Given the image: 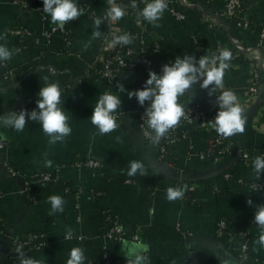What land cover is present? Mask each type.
Here are the masks:
<instances>
[{
  "label": "crops",
  "instance_id": "1",
  "mask_svg": "<svg viewBox=\"0 0 264 264\" xmlns=\"http://www.w3.org/2000/svg\"><path fill=\"white\" fill-rule=\"evenodd\" d=\"M185 1L189 7L176 6L184 16L181 22L166 10L159 27L142 20L147 24L142 44L133 40L129 45L117 46H129L134 57L142 49L157 74L164 63L174 62L185 53L198 60L199 51L193 46L192 37L200 38L205 50L216 45L230 50L232 56L225 71L224 88L237 95L247 123L242 134L224 137L231 148L222 158L210 154L200 158L210 135L194 125L184 128L181 133L188 140L178 142L169 160L163 163L156 160L153 150L136 131L134 114L142 106L135 97L129 99L127 95L129 91L142 89L147 78L144 66L138 64L122 71L112 85L86 77L101 46L109 45L113 36L132 29L128 11L117 22H103L100 31L104 37L94 39L93 23L104 15L107 0H75L84 14L66 24L65 36L53 35L47 47L38 36L54 24L39 7L38 0H26L25 6L18 0H0V37H3L0 44L21 49L11 60L0 62V116L20 106L37 104L38 92L47 77L61 86V107L66 110L72 128L63 143L50 146L39 123L29 121L21 132L0 126V133L7 137L3 140L5 147L0 150V212L4 220L0 264H14L8 259L11 241L31 233L39 234L43 245L25 254L45 264H66L73 247L85 250L86 263L94 264L104 251L109 264H127L124 247L131 242L104 241L101 237L105 228L104 211L116 217L126 234L138 231L139 243L149 246L151 264H184L189 255L195 257L197 264L202 261L264 264V248L254 243L259 230L255 223H250L254 219V206L264 204V193L247 187L255 180H264V174L255 173L252 163H242L239 157L242 151H249L254 157L264 154V76L259 80L256 98L247 101L244 91L251 63L228 39L236 37L244 46L256 42L258 27L264 24V0H243L240 16L252 26L240 30L233 22L209 29L202 25L203 16L219 12L223 0ZM143 7L139 6L138 10ZM18 26L28 29L32 36L23 41L11 37L9 30ZM152 44L158 45L159 53H151ZM117 83L124 89L118 90ZM200 83L178 102L197 103L214 120L219 110L218 94L210 96L211 87L202 89ZM105 91L121 98L118 109L121 114L116 120L117 130L100 135L90 118ZM212 135H218L215 127ZM45 153L53 161L52 167L43 165ZM89 159L97 161L99 168L76 167L77 162ZM133 160L144 163L147 176L127 175ZM7 167L19 176L55 171L58 181L36 189L33 200H29L27 195L19 193V178L9 174ZM205 179H214L216 190L207 189L206 185L204 188L200 181ZM179 184L191 186L192 191L185 200L168 201L166 189ZM51 195H59L66 201L63 213L48 215L51 205L47 201ZM248 199L253 206L247 204ZM221 218L233 233H246V261H237L239 238L218 233L216 222ZM68 227L74 231L72 239H64Z\"/></svg>",
  "mask_w": 264,
  "mask_h": 264
},
{
  "label": "clouds",
  "instance_id": "2",
  "mask_svg": "<svg viewBox=\"0 0 264 264\" xmlns=\"http://www.w3.org/2000/svg\"><path fill=\"white\" fill-rule=\"evenodd\" d=\"M108 7L102 17L96 18L93 23L94 39L103 38L104 33L100 31L103 22H117L127 15V10L131 7L136 11V23L146 21L155 27H159V21L163 18L164 12L168 8L167 0H144V7L138 10L137 0H129L125 5L118 0H107ZM43 12L51 17V21L58 28H63L68 22L78 19L84 14V9L75 0H43ZM3 37H0L2 39ZM134 38L124 33L112 37L109 47L117 45H129ZM20 48L10 49L4 44H0V62H6L19 54ZM232 53L226 48L218 50V54L203 55L198 60L193 55L185 53L182 57L177 56L174 62L162 66L161 73L155 71L148 72V79L142 89L127 92L128 98H136L140 106L145 108L144 116L147 117V127L151 133V141L158 144L159 141L171 129L177 126L181 118L185 115L184 107L178 102L179 98L186 93L189 95L193 86L200 83L202 89H211L209 95H213L217 89H223L220 95H216L219 110L214 122L215 131L222 137H231L237 133L245 131L247 118L244 110L238 102L237 95L231 89L224 88L225 71L230 67ZM116 88L123 90L124 86L117 83ZM62 89L59 83L50 82L44 78V86L38 92L37 110L31 112L20 110L8 112L0 116V126L11 128L17 132L25 129L29 121L39 123L43 132L48 136L50 146L63 143L71 135L72 128L69 124L66 110L61 107ZM121 98L111 91H105L93 108L90 118L98 134H109L117 130L119 125L116 121L118 109H121ZM7 137L0 133V141ZM120 137H117L119 141ZM43 165L52 167L53 161L48 159V154H44ZM252 167L258 175L264 174V155H258L252 162ZM147 176L144 163L133 160L129 163L127 175L129 177ZM187 192V186L168 187L166 198L168 201L182 199ZM51 205L49 216L64 212L66 201L59 195H51L47 201ZM249 206H253L251 199L247 200ZM254 222L259 230V236L255 244L264 248V204L255 205ZM71 227L66 228V239L74 237ZM256 250L255 248L253 249ZM15 252L18 254L20 264H45L41 259L27 256L22 246L17 247ZM149 246L145 243L133 242L124 247L127 264H151L148 256ZM66 264H86L85 250L82 247H73L70 250Z\"/></svg>",
  "mask_w": 264,
  "mask_h": 264
},
{
  "label": "built area",
  "instance_id": "3",
  "mask_svg": "<svg viewBox=\"0 0 264 264\" xmlns=\"http://www.w3.org/2000/svg\"><path fill=\"white\" fill-rule=\"evenodd\" d=\"M19 4L22 6L27 5L26 0H18ZM118 2L123 3L125 5L129 4V0H118ZM138 7L144 6V0H137ZM168 8L167 10L170 12V15L174 20L181 22L184 18L183 14L176 10L177 5H183L184 7H189L185 0H167ZM243 0H223L222 7L219 12L204 15L201 22L204 28H218L221 27L225 22H233L234 27L236 29H246L251 27L252 24L247 20L240 16V10L242 6ZM38 5L40 8H43V1L38 0ZM128 13L131 16V25L132 29L126 31L125 33L130 34L134 40H137L140 44H142V35L147 31V24L136 23V11L131 7L128 8ZM73 22V21H71ZM11 37L16 39L17 41H23L26 38L31 37L32 33L22 27H14L9 30L8 33ZM60 34L66 35V27L64 26L62 29L58 28L56 25L48 27L46 30L40 33L38 37L45 40L48 43L53 35ZM229 44L239 53L245 55L246 58L250 60L251 72L246 79L244 96L247 101L254 100L256 98L258 83L259 80L264 76V24H261L258 27L256 34V42L252 46H244L242 45L236 37L230 36ZM191 42L194 47H196L199 51L198 57L200 58L203 55L218 54V50L221 49V46H213L211 49L205 50L202 47V43L200 38L192 37ZM150 51L153 54L159 53L158 45L152 44L150 47ZM198 58V59H199ZM98 62L100 67L98 69L93 68L94 65L90 66L87 70L86 77L89 79L99 80L106 85H112L115 83L119 74L126 69H133L135 65L141 64L144 66V72L153 71L151 69L150 61L146 55V53L141 49L138 56H133V52L129 46H117V47H109L106 43H104L99 51V55L96 58L94 64ZM168 64L167 62L163 65ZM145 80V82H146ZM211 87V86H210ZM223 89H217L215 94H220ZM180 104L185 109V115L181 118L180 122L176 127L171 129L165 136L159 141L158 144H153L151 141V135H145V133H151V130L147 127V117L144 116L145 108L148 105H145L142 108H139L134 114V126L136 131L138 132L142 142L149 148L153 150V154L157 161L159 162H167L171 155V152L176 147L178 142L181 140H188L184 134L181 133L184 128L189 126H196L201 129L204 133L209 134L210 138L207 142L206 149L202 156L210 154L216 158H222L230 152L231 145L225 143L224 137L220 135H212V130L214 128L213 119L209 116L208 112L200 107L197 103L188 102ZM20 110H27L31 112L32 110H37V104L28 105V106H20L17 107L14 111L19 113ZM121 112L117 110L116 120L119 119ZM5 147V143L0 141V150ZM264 155V154H260ZM240 161L242 163H252L254 160V156H251L249 151H242L239 155ZM99 163L94 160H85L79 161L76 163V167L83 169H98ZM7 172L15 177L19 178L20 188L19 193L27 195L29 200H33L35 190L40 189L46 186L49 183H56L58 181L55 171L49 172L46 170L39 171L36 173H32L25 176H19L17 173L13 172L9 167L6 168ZM128 183V181H127ZM183 187L181 184L177 185ZM185 186V185H184ZM251 190H259L264 193V180H255L248 184L247 186ZM65 192H69V189H64ZM192 191L191 186H187V192L185 196L181 200H185L186 196L189 192ZM105 228L101 231V237L104 241H129L139 242V234L137 230L132 231L130 234H126L120 223L116 219V217L112 216L108 211H104L103 213ZM251 224H254V219L250 221ZM216 227L218 233L222 236H236L240 240V246L237 251V261L238 263H242L248 259L247 255V244H246V233L244 232H232V230L228 227L227 223H225L224 219H218L216 222ZM4 231V220L3 216L0 212V234ZM66 236V235H65ZM64 236V239H66ZM42 237L39 234H28L22 238L13 239L10 243L8 259H10L14 264H20L18 254L15 252L17 247L22 246V249L25 253L32 249H39L43 245ZM86 264H92L90 261ZM94 264H109V259L106 252L102 251L99 253L97 260ZM184 264H197L195 257L189 255ZM199 264H217L211 261H202Z\"/></svg>",
  "mask_w": 264,
  "mask_h": 264
},
{
  "label": "trees",
  "instance_id": "4",
  "mask_svg": "<svg viewBox=\"0 0 264 264\" xmlns=\"http://www.w3.org/2000/svg\"><path fill=\"white\" fill-rule=\"evenodd\" d=\"M65 27H66V25H65ZM50 44H51V40L47 43V47H49L50 46ZM46 47V48H47ZM100 67V65H99V63L98 62H96L95 64H94V66H93V68H96V69H98ZM226 143V142H225ZM200 184L205 188L206 186V188L207 189H212V190H216V182H215V180L214 179H205V180H202V181H200ZM206 185V186H205ZM32 234H36V233H32ZM38 240H42V239H38Z\"/></svg>",
  "mask_w": 264,
  "mask_h": 264
}]
</instances>
